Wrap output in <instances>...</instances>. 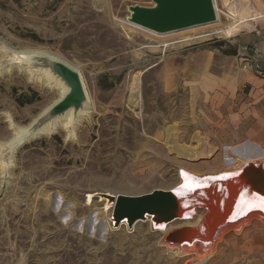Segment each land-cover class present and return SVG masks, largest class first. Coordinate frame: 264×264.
Segmentation results:
<instances>
[{"label":"rangeland","instance_id":"obj_1","mask_svg":"<svg viewBox=\"0 0 264 264\" xmlns=\"http://www.w3.org/2000/svg\"><path fill=\"white\" fill-rule=\"evenodd\" d=\"M214 4L218 22L159 36L128 21L130 6L152 0H0V264H264L262 219L237 220L201 257L180 255L150 220L114 228L101 197L173 190L185 172L201 182L264 163V144L232 127L231 88L217 87L241 67L235 39L247 26L215 34L236 7L254 13L264 0ZM23 50L76 67L90 109L73 137L62 129L33 138L11 158L4 145L14 126L27 127L61 94L12 61ZM206 209L165 232L199 226ZM101 226L102 239L88 234Z\"/></svg>","mask_w":264,"mask_h":264},{"label":"water","instance_id":"obj_2","mask_svg":"<svg viewBox=\"0 0 264 264\" xmlns=\"http://www.w3.org/2000/svg\"><path fill=\"white\" fill-rule=\"evenodd\" d=\"M153 6L134 5L129 7L128 21L160 34L180 31L217 21L214 0H152ZM12 61L26 66L31 72L38 73L41 78L52 81L61 89L62 97L57 99L27 127L14 126L16 135L10 145H4V150L12 158L30 138L38 131L52 125L54 121L72 114L69 133L72 136L78 116L82 118L89 114L90 103L82 76L77 68L66 63L62 58L49 53L12 52ZM47 75V76H45ZM75 127V128H74ZM22 128V129H21ZM228 186L248 194L250 200H264V163L249 162L234 177L229 178ZM178 188L174 190H154L139 196L119 194H103L107 200V208L112 209L111 222L114 228L126 223L131 229L140 220L151 218L154 227H161L176 220L185 218L186 198ZM187 195H191L188 191ZM102 239L105 234L103 226L95 232L90 227L88 234ZM191 229L181 228L170 232L166 241L182 243L189 239Z\"/></svg>","mask_w":264,"mask_h":264},{"label":"bare ground","instance_id":"obj_3","mask_svg":"<svg viewBox=\"0 0 264 264\" xmlns=\"http://www.w3.org/2000/svg\"><path fill=\"white\" fill-rule=\"evenodd\" d=\"M235 6V5H234ZM216 7V6H215ZM241 7V6H240ZM234 16L232 15H227L230 19H232L234 22L230 25H228L225 28H222L218 30L215 34H223L226 37H230L231 35L235 34L237 31L240 30V28L244 25L247 24L249 17L251 16V7L249 4L242 5V7L235 8ZM216 13H217V21L220 19V11L216 8ZM146 29V28H145ZM150 33L159 35V36H164L166 34H160L157 32H154L152 30L146 29ZM85 32H87L85 30ZM88 33V32H87ZM189 38L184 41H190L198 38ZM31 52H42V53H48L43 50H23L19 51L18 53H31ZM51 54V53H49ZM53 55V54H51ZM55 56V55H54ZM58 57V56H56ZM65 61V60H64ZM66 62V61H65ZM68 63V62H66ZM69 64V63H68ZM71 65V64H69ZM72 66V65H71ZM74 67V66H72ZM76 68V67H74ZM33 71V70H31ZM47 76V75H45ZM48 77V76H47ZM136 88H138V84L135 83L134 85ZM61 92L60 96L58 99L62 97ZM89 114V112H88ZM72 119V114L68 113L64 118H61L59 120L54 121L52 125H47L38 133H36L33 138H37L43 135H49V134H55L56 131L59 130H64L66 129V132L69 133V127L71 124ZM82 120V114L78 116L77 122H80ZM25 128V127H22ZM21 128V129H22ZM75 128V127H74ZM16 135H13L9 140L5 142L6 145H10L14 141V137ZM74 134H72L71 137H73ZM254 153V152H253ZM253 159V158H252ZM261 159H264V154H261ZM238 171L236 172H224L223 174L219 175L218 177L222 176L224 179L226 178H231L234 177L235 174H237ZM188 173V172H187ZM191 174L185 175L183 177V185L176 187L178 188L179 192L184 195V197L187 199L186 200V208L187 212L185 215L184 219L181 220H176L170 224H167L161 229L154 228L155 230L162 231L165 234V237L169 234L165 232L168 228V226L176 223V222H182V223H188L193 220L197 213V209L199 207H205L210 210L209 216L207 215L200 223L199 226H196L195 228H190V227H182V228H188L191 229V234L189 235V239L187 241H183L182 243H170L166 241V238H164L163 242L169 244V248H174L177 247V253L180 255H183L185 252L187 253L188 251L191 250H196L197 251V256L201 257L204 255L206 252L214 250L215 246L218 244V239H220L222 235V231L226 229H230V227H234L236 223H238L237 220L242 221L243 219L251 221L252 218H259L264 220V200H250L249 196L247 193H243L241 190H238L236 187L231 185V187L228 186V181L226 180L223 185L222 189L217 187V183H214V179H211V181L207 182L208 184H203L205 181H199V179H195L194 177H190ZM199 178V177H198ZM182 179V180H183ZM201 180V179H200ZM212 184V185H211ZM199 187V188H198ZM201 187V188H200ZM175 189V188H174ZM173 189V190H174ZM189 190H195V193L193 195H187L186 192ZM214 205V207H213ZM230 205V206H229ZM229 206V207H228ZM212 207L214 208L212 210ZM208 210V211H209ZM225 211L226 214L223 212ZM213 211H216L215 213ZM230 211V212H228ZM220 215L221 218H217L218 215ZM147 220L151 221L152 226H154V223L152 222L151 218L148 217ZM263 222V221H262ZM126 224V223H123ZM234 224V225H232ZM231 225V226H230ZM240 225V223H239ZM242 225H240L241 227ZM238 227V226H237ZM220 228V230H219ZM236 228V227H235ZM181 229V228H180ZM233 229V228H232ZM231 229V230H232ZM179 230V229H178ZM98 232V231H97ZM96 233H94L95 236ZM217 236V238H216ZM212 244V246L210 245ZM209 245L213 248L208 249Z\"/></svg>","mask_w":264,"mask_h":264},{"label":"crops","instance_id":"obj_4","mask_svg":"<svg viewBox=\"0 0 264 264\" xmlns=\"http://www.w3.org/2000/svg\"><path fill=\"white\" fill-rule=\"evenodd\" d=\"M257 8L254 13L251 11L245 25L247 28L235 39L234 54L241 67L232 71L231 78H223L224 81L218 82L217 87L218 90L231 88L232 96L237 99L230 114L232 127L240 132L247 143L260 147L264 144V9L260 5ZM219 175L204 178L203 184L214 179L217 187L222 189L225 187L223 183L229 178L224 179ZM189 192L193 195L195 190ZM213 207L212 210L215 208ZM208 212L210 214V210ZM223 213L226 214L225 211ZM217 218H221L220 215Z\"/></svg>","mask_w":264,"mask_h":264},{"label":"trees","instance_id":"obj_5","mask_svg":"<svg viewBox=\"0 0 264 264\" xmlns=\"http://www.w3.org/2000/svg\"><path fill=\"white\" fill-rule=\"evenodd\" d=\"M28 103H31V102H28Z\"/></svg>","mask_w":264,"mask_h":264}]
</instances>
